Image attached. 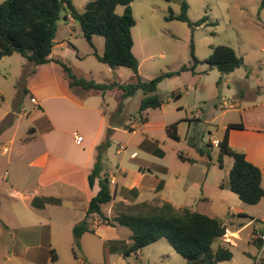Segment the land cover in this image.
Returning a JSON list of instances; mask_svg holds the SVG:
<instances>
[{"label": "rangeland", "instance_id": "1", "mask_svg": "<svg viewBox=\"0 0 264 264\" xmlns=\"http://www.w3.org/2000/svg\"><path fill=\"white\" fill-rule=\"evenodd\" d=\"M3 1L0 0V3ZM89 1L71 0V3L82 11ZM182 3L186 4V17L190 26L177 20H165L169 10L173 15H178ZM263 3L264 0H173L170 3L165 0H132L130 6L135 26L131 28V51L138 62L139 78L150 81L167 73L174 75L163 78L157 85L156 95L163 100V105L142 114L138 112L143 98L140 91L122 102L119 114L120 90H106L93 95L90 93L94 91H79L89 95L83 97L87 104L102 109L104 123L101 131L96 133L99 140L93 147V159L96 161L100 155L104 172L114 176L115 182L110 184V191L113 194L117 188L119 195L116 198L124 194L123 184L133 179L131 170L136 171L142 165L143 168L153 170L159 180H164V189L160 194L174 206H186L221 222L224 221L228 207L253 216L263 212L264 198L256 205H247L229 191L228 173L233 161L229 157H223L220 168L218 148L212 146L209 140L210 136L218 139L226 122L235 119L236 114L233 111L227 110L223 113L224 110L220 108L223 101L227 104L236 102L240 95L253 100L258 90L262 93L260 98L264 99ZM115 12L121 15L123 7H116ZM198 22L200 24L195 26ZM64 36L70 43L69 47L63 51L54 49L52 53L62 59L77 77L100 84L116 82L125 85L133 81L134 75L130 69L119 67L111 70L99 63L92 55L93 49L83 39L79 26L76 24L72 28L67 27L61 19L55 41H60ZM92 43L96 52L101 53L104 47L103 38L95 36ZM191 45L199 63L194 73L180 72L183 66L191 67L193 64ZM221 45L232 48L243 59V65L227 75L220 74L216 69L209 70L204 62L212 53V48ZM31 69L32 66L16 53L0 60L1 88L5 91L8 105L15 104L13 110L18 105L16 112L22 115L18 118L17 126L14 125L4 134H0V264H43L44 259L50 257L49 248L54 250L57 261H48L46 264H102V246L109 241L106 240L108 237L102 228L98 229L101 237L85 232L81 235H84L82 240L80 237L78 241L74 240L72 231V234L67 231L71 222L70 216L80 214V202L75 209L72 208V213L63 205L61 208L49 206L46 211L40 212L25 209L19 197L13 194L14 190H21L20 194H25L22 193L24 190L27 193L37 190L40 169L29 165L44 150L39 139L25 145L18 143V139L27 136L28 127L35 125L38 119L37 109L29 100L28 91L22 97L16 95V88L26 86ZM61 73L66 84L65 73L63 70ZM1 101L0 114L6 109ZM145 117L148 123L143 125ZM176 122L178 141L168 138L165 132L166 126ZM135 124L137 127L133 133L124 127ZM1 126L0 124V128ZM73 129L82 141L80 134L84 131L78 127H68L59 133L63 149L71 153L77 150H73V143L70 141ZM85 130L86 137H89L92 129L85 127ZM13 131L14 142L9 144L8 140L11 139ZM145 139L154 140L157 144L153 142L149 146L147 142H143ZM139 146L156 148L163 156L158 158L149 155L144 150L141 151ZM199 150L209 154V166H206L207 157H202ZM54 151L58 152V149L54 148ZM178 154L194 160L195 164L180 160ZM160 166L168 168L166 175L155 171ZM204 168L207 170L205 174ZM157 183L152 181L150 185L145 183V186L151 187ZM11 186H15L14 189ZM152 194L143 192L137 201H151L146 203L160 205L152 201L156 199ZM126 196L127 200L133 201V198ZM65 203L64 199L63 204ZM118 203L120 202L104 205L102 213L111 210L112 218L119 209ZM40 217L50 219L54 224L51 240L48 239L47 228L39 220ZM94 217L102 224L96 215ZM16 226L29 233L26 244L31 249L21 256L11 252L19 237L18 231L14 230ZM257 226V223L252 224L241 232L240 240L230 248L232 259L221 264H251L248 254L255 249L252 235ZM103 229L110 230L121 238H125V231L129 232L122 227ZM22 242L21 238L19 243ZM110 245H113L112 242ZM261 256L264 261V251ZM34 258L37 260L34 261ZM108 258L109 264H193L176 254L164 239L142 249L137 256H123L121 249V252H112Z\"/></svg>", "mask_w": 264, "mask_h": 264}, {"label": "trees", "instance_id": "2", "mask_svg": "<svg viewBox=\"0 0 264 264\" xmlns=\"http://www.w3.org/2000/svg\"><path fill=\"white\" fill-rule=\"evenodd\" d=\"M167 3L173 0H165ZM132 0H90L84 10L76 9L71 0H4L0 3V59L18 54L32 66L29 74L34 72L36 66L50 62L58 64L65 73L67 85L70 89L81 91L105 92L118 89L122 93L118 104V114L122 110V102L142 92L138 112L142 114L148 109L160 108L163 105L156 95L157 85L163 78L174 74L167 73L150 81H142L138 74V62L131 49L133 41L131 28L135 20L130 6ZM264 5V3H263ZM123 7L121 15L116 14V7ZM186 4L182 3L180 13L173 15L169 10L166 21L177 20L191 25L186 17ZM70 17L78 24L81 35L86 43L93 49L92 55L101 64L111 70L119 67L128 68L133 73V81L120 85L116 82L109 84L96 83L77 77L71 68L60 58H51L58 23ZM200 23H196L198 26ZM101 37L104 47L97 53L92 39ZM190 55L193 60L191 67L183 66L180 72H195L199 61L193 54V45L190 46ZM209 70L216 69L220 74L227 75L243 65V59L236 55L228 46L212 48L209 58L204 61ZM144 118L142 122H146ZM178 123L165 128L168 138L178 141ZM128 131H133L129 126ZM241 123L228 124L222 139L217 143L219 167L222 168V158L232 159V166L228 173L229 191L237 196L240 202L247 205H256L264 198V189L261 187L260 170L245 159V155L228 145L230 130H241ZM150 149V148H149ZM161 156L160 151L155 152ZM201 156L207 157V166L211 161L207 152L199 150ZM180 160L194 163V160L178 154ZM98 183V191L88 203L85 218L74 225L72 232L75 241H78L89 229L88 216L96 215L102 224L110 227H123L130 231V244L123 246V256L136 254L138 251L164 239L173 251L182 259L197 264H217L229 261L232 253L228 244L222 241L225 227L214 217H209L189 208L175 209L169 203L151 205L146 202L124 205L118 203V211L112 218L102 213V206L113 200L110 191V180L104 172L101 156L93 165L87 176L88 186L92 188L94 182ZM49 200H40L41 203ZM35 206V201L32 203ZM51 254L53 251L51 250ZM55 261L54 257H51ZM263 264V263H261Z\"/></svg>", "mask_w": 264, "mask_h": 264}, {"label": "crops", "instance_id": "3", "mask_svg": "<svg viewBox=\"0 0 264 264\" xmlns=\"http://www.w3.org/2000/svg\"><path fill=\"white\" fill-rule=\"evenodd\" d=\"M63 23L70 28L76 25L74 20L70 17H68L67 20H63ZM54 43L55 44L52 48V51L54 49L63 51L70 45V43L67 42L66 36H64L60 41H54ZM52 51L51 58H58V56L53 55ZM3 59L4 57L0 60ZM3 69L5 70L6 68ZM61 70V67L54 62L36 66L34 72L28 76L26 86L22 87L21 89L16 88L17 97H22L23 95H25L26 91H28L27 93H29V100L35 97L36 103H32L31 101L30 102L33 104V106L36 107V117L38 118L35 125H30L28 127V130L26 132L27 136L22 137V139H18V143L20 145H25L39 139V142L42 145V149L44 150L42 154L35 157L31 161L30 165L28 164L31 167H37L40 169L36 184V189L39 191L35 189L36 191L33 192L31 190V192L27 193L24 190L22 193L25 194H20L19 191L21 190H14L13 194L19 197V200L23 203L25 209L30 208L40 212L46 211L49 206L61 208L63 205L65 206V209L69 210L72 213V208L75 209L80 202V214L75 217L70 216L71 222L67 227V231H69V234H72L71 227L85 218L88 203L91 198L95 196L99 189L97 181L94 182L92 188L88 186L87 176L91 172L95 163L93 159V147L99 140L96 133L98 131H101V125L104 123V117L103 113L101 112L102 109H100V107L94 106L92 104H87V100L83 98L85 96H89L87 93H79V91L81 90L70 89L68 85H66L67 83H64ZM4 93L5 91L3 90V88H1L0 85V100L4 102L6 108L5 111L0 114V124L2 125L0 128V134H4V132L10 130L14 125L17 126L18 118L22 116L20 112H16L19 109L18 105L16 106V108H14L15 110H13L15 104L14 106L8 105ZM90 94H97V92ZM256 95V97L254 96L255 98H253V100L250 98H246L245 95H240V98L236 102L227 104V102L223 101L220 108L224 110L223 113L227 110H231L236 114L235 119L226 122L227 124L223 127L224 131L228 124L241 123L243 125V129L241 130L229 131L228 145L236 151L243 153L245 155V159L260 170L261 187L264 189V99L262 100L260 98V96L262 95L261 90H258L256 92ZM12 118L14 120H12ZM145 119L146 122H143V125H146L148 123L146 117ZM96 126L97 129L95 130ZM68 127H78L84 131L80 134L82 135V141L76 142L74 140L73 134L77 131L75 129L72 130V138L70 137V141L73 143V150L77 149L73 153L63 149L64 146L62 145V141L59 137V133L65 131L64 129ZM85 127L92 129L89 137H86L85 132L87 133V131L85 130ZM136 127L137 124H135V126L132 125V127L130 126V128L133 129V131L130 132L133 133ZM224 131L220 134L218 139L213 138V136L209 137L212 146H216L215 143H218L222 139ZM14 136L15 131L11 133V139L8 140L9 144H13ZM28 137L29 140H26V138ZM143 142H147L149 146H152L153 142L157 144L156 141H150L148 139H145ZM54 148H57L58 152H55ZM140 149H142L141 151L144 150L143 152L154 157L161 158L163 156H159L155 153L158 150L156 148L149 149V147H140ZM189 164H195V161L194 163ZM155 171H158L162 175H166L169 170L167 167L160 166L156 167ZM205 172L207 173L206 168L203 169L204 174ZM131 173H133V179L126 184H123L122 186V189L125 190L123 191L124 194H120L121 196H119V198H116L119 194H117V188H115L113 194L111 193L113 195V200L111 201V203L122 202L125 205L142 203L137 201L138 197L141 196L143 192H152V195L154 197L156 196V199H153L152 201L157 204L169 203L173 208L177 210L188 208L186 206L180 205L174 206V204H172L170 200H168L167 198H162L160 192L162 191V189H164V180H159L153 174V170H149L148 167L143 168L142 165H140L136 169V171L131 170ZM108 178L110 180V184L115 182L114 176L109 173ZM152 181L158 182L157 185H152L151 187L145 186V183L147 185H150ZM14 187L15 186H11V189H14ZM126 195H128L130 198H133V201L127 200L128 198ZM157 198H159V200H157ZM45 199L49 201H46L44 203L40 202V200ZM64 199L66 200L65 205L63 204ZM261 200L259 202H261ZM33 201H35V206L32 205ZM105 214L106 217L111 218V214L113 213L111 212V210H109ZM94 216L95 215L92 214L88 216L87 220L89 222V229L92 231V234L101 237V235L98 233V229L102 228L101 230H103L105 236L107 235L108 239L106 240L109 241L104 242L102 246V255L104 259L102 264H109L108 257H110L112 252H121V249H123L124 245L128 246L131 243L129 240L130 231H125V238H121V236L117 235L116 233H113L107 229H103L110 226L99 224L97 218ZM39 220H42L44 222L48 232V239L51 240L54 224L50 219H43L40 217ZM245 220H247L246 223H244ZM255 223L258 224L257 228L253 229L252 235L255 249H253L248 254V257L251 259V264H253V260L260 251L259 234L264 232V210L260 215L253 216V214H246V212L242 211L238 212V210H235L232 207H228L226 216L224 218V221L222 222L223 226L225 227V234L222 238V241L228 244L229 250L236 244L237 241L240 240L241 232ZM116 227L119 226L110 228L113 229ZM14 230L18 231L19 237L17 238V242L13 245V250L11 249V252L13 254H19L18 256H21L22 254L25 255L26 252L31 249V246L26 244V238L28 237L29 233L26 232V229L22 230V228L19 226H16ZM83 236L81 237V240ZM21 238L23 241L22 244L19 243L21 242ZM111 242L113 245H110ZM119 246H122V248ZM51 250L53 251V254H51ZM49 252L50 257L49 259H44L43 264H46L48 261H57V256L54 250L49 248ZM137 253L132 255L137 256ZM51 257H54L55 261H52ZM262 258L263 257L261 256L260 264H264ZM107 259L108 262L106 261ZM36 260L37 258H34V261ZM40 263L42 264V262ZM221 263L222 262H219L217 264Z\"/></svg>", "mask_w": 264, "mask_h": 264}, {"label": "built area", "instance_id": "4", "mask_svg": "<svg viewBox=\"0 0 264 264\" xmlns=\"http://www.w3.org/2000/svg\"><path fill=\"white\" fill-rule=\"evenodd\" d=\"M30 101L32 103H36V101H35L34 98H31ZM73 136H74V140L76 142H80L81 141V137L79 135H77L76 133H74ZM215 144L217 145V142ZM259 239H260V251H259V254L253 260V264H260V261H261V252L264 249V232L259 234Z\"/></svg>", "mask_w": 264, "mask_h": 264}]
</instances>
